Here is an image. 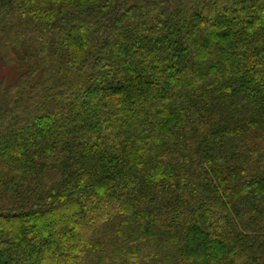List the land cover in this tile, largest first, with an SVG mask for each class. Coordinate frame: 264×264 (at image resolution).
<instances>
[{
    "label": "trees",
    "instance_id": "trees-1",
    "mask_svg": "<svg viewBox=\"0 0 264 264\" xmlns=\"http://www.w3.org/2000/svg\"><path fill=\"white\" fill-rule=\"evenodd\" d=\"M0 264H264V0H0Z\"/></svg>",
    "mask_w": 264,
    "mask_h": 264
},
{
    "label": "rangeland",
    "instance_id": "rangeland-1",
    "mask_svg": "<svg viewBox=\"0 0 264 264\" xmlns=\"http://www.w3.org/2000/svg\"><path fill=\"white\" fill-rule=\"evenodd\" d=\"M7 72V71H6ZM9 75V74H8ZM9 77V76H8Z\"/></svg>",
    "mask_w": 264,
    "mask_h": 264
}]
</instances>
